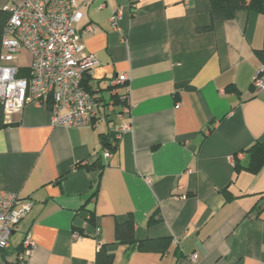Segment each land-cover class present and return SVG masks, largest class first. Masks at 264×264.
I'll return each instance as SVG.
<instances>
[{
  "label": "crops",
  "instance_id": "crops-1",
  "mask_svg": "<svg viewBox=\"0 0 264 264\" xmlns=\"http://www.w3.org/2000/svg\"><path fill=\"white\" fill-rule=\"evenodd\" d=\"M7 4L0 0V10ZM209 12L210 0H136L133 10L129 0L90 2L73 28L98 61L99 100L111 98L112 78L128 77L123 123L131 130L104 159V142L121 125L118 107L98 126L81 128L53 127L48 107L34 104L11 114L0 129V188L33 207L5 254L13 257L29 233L35 250L22 264H94L98 245L113 255L111 264H190L192 254L196 264H264V167L245 169L246 151L264 141V90L251 88L264 14L238 11L198 33ZM30 61L22 51L15 64L27 69ZM92 195L88 208L100 234L74 241ZM150 215L160 218L151 227ZM129 216L136 241L169 238V248L115 243L116 224Z\"/></svg>",
  "mask_w": 264,
  "mask_h": 264
},
{
  "label": "built area",
  "instance_id": "built-area-1",
  "mask_svg": "<svg viewBox=\"0 0 264 264\" xmlns=\"http://www.w3.org/2000/svg\"><path fill=\"white\" fill-rule=\"evenodd\" d=\"M92 0H8L3 8L10 13L1 41L0 56V105L5 118L20 113L28 104L48 107L53 127L81 128L92 124L98 126L106 113H114V120L121 123L111 147L115 148L122 136L130 132L131 124L123 123L130 115V86L124 74L108 82L110 99L99 100V89L91 82L87 89L83 85L85 76L92 78L93 68L98 64L96 58L84 53L80 36L73 26L83 18V11ZM136 0H129L131 10ZM122 11L112 13L110 23L119 30ZM88 31H92L91 27ZM22 51L30 56L29 74L17 78L19 68L15 61ZM264 58V52H263ZM251 88L255 92L264 90V62L253 78ZM124 91L120 93V90ZM104 159H110L109 150L103 152ZM149 183V181H147ZM93 203V200L91 201ZM33 202L21 200L15 193L0 188V253L10 248V239L20 232L22 220L29 214ZM82 232L73 230L72 239L83 237L97 238L99 227L88 230V213ZM100 245H98L99 249ZM14 256L3 255L0 264H22L32 256L35 244L27 233L19 244ZM190 264H196V255L188 257Z\"/></svg>",
  "mask_w": 264,
  "mask_h": 264
},
{
  "label": "trees",
  "instance_id": "trees-1",
  "mask_svg": "<svg viewBox=\"0 0 264 264\" xmlns=\"http://www.w3.org/2000/svg\"><path fill=\"white\" fill-rule=\"evenodd\" d=\"M238 11H246V12H256L260 14H264V0H210V12H209V25L207 27L198 29V33H206L211 32L213 29V25L217 21H227L233 19L234 15ZM10 13L7 11H4L3 9L0 10V56H1V41L2 36L4 33V29L7 25V22L9 20ZM263 52L264 49L258 52V57L261 62H264L263 58ZM29 70L28 69H19L17 78H26L28 77ZM93 82L99 89L98 82L94 81L92 78L85 76L83 78V85L84 87L89 86V84ZM177 88H183L187 90H192L193 88L188 83H181L176 86ZM100 90V89H99ZM87 91L92 95L94 94L93 91L90 89H87ZM6 124V118L3 113V109L0 105V129L5 127ZM111 143L104 142V147H108L109 151H113L115 148H112ZM247 158L248 163L247 167L245 168L249 173L251 174H257L260 172V170L264 167V141L262 142H256L254 143L247 151ZM239 163H235L234 169L237 172L240 169ZM88 169H92V166H90ZM222 194L227 198V192L224 191ZM94 196L92 195L89 201L84 206V212L88 213L89 220L88 225H94V217L92 209L88 208L89 203L94 200ZM154 215H150L147 220V225L149 227L154 226L158 221H160V218L154 219ZM134 228L135 223L133 221V218L131 216L128 217L126 222L122 224H116L114 229V238L115 243L121 244V245H127L131 248H134L138 251H160L164 252L166 251L170 244L171 239L169 238H163V239H155V240H144V241H136L134 239ZM74 230H77L79 232H82L80 228L74 227ZM19 249V248H18ZM5 255V252L2 253ZM113 260V255L110 253H107L105 251V247L103 245H100L98 252L96 253L94 264H111Z\"/></svg>",
  "mask_w": 264,
  "mask_h": 264
},
{
  "label": "rangeland",
  "instance_id": "rangeland-1",
  "mask_svg": "<svg viewBox=\"0 0 264 264\" xmlns=\"http://www.w3.org/2000/svg\"><path fill=\"white\" fill-rule=\"evenodd\" d=\"M26 62V61H25ZM93 79V78H92ZM94 80V79H93ZM95 81V80H94Z\"/></svg>",
  "mask_w": 264,
  "mask_h": 264
}]
</instances>
